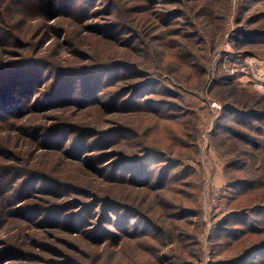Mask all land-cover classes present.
Listing matches in <instances>:
<instances>
[{
	"label": "rangeland",
	"instance_id": "rangeland-1",
	"mask_svg": "<svg viewBox=\"0 0 264 264\" xmlns=\"http://www.w3.org/2000/svg\"><path fill=\"white\" fill-rule=\"evenodd\" d=\"M249 62L264 0H0V264H264Z\"/></svg>",
	"mask_w": 264,
	"mask_h": 264
},
{
	"label": "trees",
	"instance_id": "trees-1",
	"mask_svg": "<svg viewBox=\"0 0 264 264\" xmlns=\"http://www.w3.org/2000/svg\"><path fill=\"white\" fill-rule=\"evenodd\" d=\"M199 69L202 70L200 67H199ZM217 86L219 88L223 89L219 92V95H218L219 100L221 102H227V104H228V101H231L232 102L231 105H233L234 107H237V106L244 107L243 108V109H245L244 112H246V114L248 113V115L250 116L251 119H255L257 121H264V111L258 110L256 108V106L258 104L256 102V98H253V99L248 98L249 97L248 92H246V90H244V89H241L239 84H235V82L232 79H221L218 82ZM244 99H246V100H244ZM227 104L224 105V109H223V111L225 113L230 112L234 109L233 106H229ZM256 130L258 132H260L261 135H264V126H262L259 129H256ZM251 144H249V145L253 146L256 150H264V146L261 147L259 145L253 144L252 142H251ZM254 154L255 153H251V154L250 153L249 154L243 153L242 155L248 157L250 159V161H252L254 163L253 164V168H254L253 172L256 175V173L258 174L259 171L263 170L264 166L263 165L260 166V164L258 165L257 160H256L257 161V164H256L254 157H257V156H255Z\"/></svg>",
	"mask_w": 264,
	"mask_h": 264
},
{
	"label": "built area",
	"instance_id": "built-area-1",
	"mask_svg": "<svg viewBox=\"0 0 264 264\" xmlns=\"http://www.w3.org/2000/svg\"><path fill=\"white\" fill-rule=\"evenodd\" d=\"M245 67L248 70L247 75L252 76L256 81L257 89L264 93V63L256 64L255 62H249L244 68H242V72L245 71ZM215 108L221 109V105L217 102L213 103Z\"/></svg>",
	"mask_w": 264,
	"mask_h": 264
}]
</instances>
